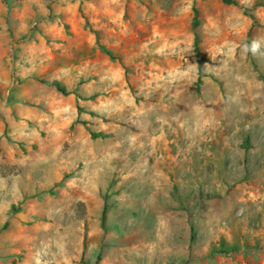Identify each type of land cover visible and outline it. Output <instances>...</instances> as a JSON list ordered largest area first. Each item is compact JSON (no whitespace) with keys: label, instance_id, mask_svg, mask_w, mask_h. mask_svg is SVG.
<instances>
[{"label":"rangeland","instance_id":"374dc122","mask_svg":"<svg viewBox=\"0 0 264 264\" xmlns=\"http://www.w3.org/2000/svg\"><path fill=\"white\" fill-rule=\"evenodd\" d=\"M0 264H264V0H0Z\"/></svg>","mask_w":264,"mask_h":264},{"label":"trees","instance_id":"16d2710c","mask_svg":"<svg viewBox=\"0 0 264 264\" xmlns=\"http://www.w3.org/2000/svg\"><path fill=\"white\" fill-rule=\"evenodd\" d=\"M194 23H195V21H194ZM54 85H55L56 88H57L59 91H61L62 93H66V92H67L66 89H65V87H64L63 85H60V84L57 83V82H55ZM98 135H100V134H98ZM98 135H97V136H98Z\"/></svg>","mask_w":264,"mask_h":264},{"label":"clouds","instance_id":"9594fccd","mask_svg":"<svg viewBox=\"0 0 264 264\" xmlns=\"http://www.w3.org/2000/svg\"><path fill=\"white\" fill-rule=\"evenodd\" d=\"M255 47V46H254Z\"/></svg>","mask_w":264,"mask_h":264}]
</instances>
